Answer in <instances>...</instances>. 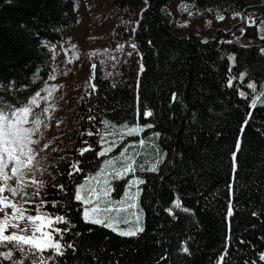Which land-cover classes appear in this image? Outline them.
<instances>
[{
    "label": "trees",
    "instance_id": "1",
    "mask_svg": "<svg viewBox=\"0 0 264 264\" xmlns=\"http://www.w3.org/2000/svg\"><path fill=\"white\" fill-rule=\"evenodd\" d=\"M110 1L125 15L138 12L130 32L136 69L96 70L89 80L95 90L87 84L75 101L72 124L64 133V155L44 164V210L74 225L63 242L75 250L67 249L58 264H221L222 256L223 264H264V104L251 107L264 92L259 25L264 1L192 0L207 13L243 14L206 39L172 31L168 4L177 0ZM249 16L256 25L246 23ZM77 20L74 0H0V99L22 104L44 88L53 72L51 46L62 41L60 29ZM241 73L246 74L243 80ZM252 82L256 92L247 88ZM145 110L153 115L144 117ZM103 121L153 125L123 140L108 137L126 145L135 158V173L113 180L115 189L123 191L131 176L144 181L139 185L144 231L134 237L85 223L84 205L73 196L79 183L120 151L117 147L108 156L97 155L107 146L100 142L106 131ZM89 131L95 134L86 135ZM83 147L92 150L81 156ZM76 161L82 171L70 177ZM153 165L155 172L148 170ZM61 184L63 191L53 186ZM177 200L180 208L174 207Z\"/></svg>",
    "mask_w": 264,
    "mask_h": 264
},
{
    "label": "snow or ice",
    "instance_id": "2",
    "mask_svg": "<svg viewBox=\"0 0 264 264\" xmlns=\"http://www.w3.org/2000/svg\"><path fill=\"white\" fill-rule=\"evenodd\" d=\"M188 7V5H181V11H187ZM242 15L240 12L234 13L235 17ZM217 19L223 21L225 17L221 14ZM246 23L249 26H254L257 24V20L249 16ZM259 25L260 38L264 40V19H260ZM243 30L242 27L241 32ZM227 42L232 43V41ZM131 47L135 49L136 45L133 44ZM72 49L76 53L75 45L72 46ZM122 49L123 45L118 46V50ZM260 51L264 54V48H261ZM92 55H97V53H92ZM76 58H79L78 54ZM229 59L235 61V57H229ZM92 69L95 71V64L92 65ZM143 70V65H140L139 71L143 72ZM245 75V73L239 74V79L243 80ZM49 79H55V75L50 74ZM91 79L94 77H91L90 81ZM228 86H232L231 78ZM88 87L95 90V85L91 82L88 83ZM247 88L253 92L257 91L254 82L248 83ZM56 90L57 86H48L42 89L47 92L46 96H42L41 91H36L22 104L0 99V212L3 213V216H0V258L10 261L11 264H26V262H30V264H58L57 258L63 257L67 249L75 250L72 243L63 242L64 234L70 231L74 225L65 216L49 214L44 210L48 202L41 196L47 182L36 178L37 173L43 174L41 171L43 166L40 163L43 157L40 153L48 145L45 144L42 148L36 146L41 144V128L47 127L45 121L50 119L48 116L50 109L43 108L41 113H36L34 109L40 107L42 101L48 102ZM240 95L243 97L245 93L241 92ZM258 103L264 104V92L252 100L251 107L255 108ZM143 115L151 117L153 113L145 110ZM248 115L250 118L251 113ZM89 119L93 120L95 117L90 116ZM247 122L246 119L244 124ZM103 125L106 131L100 135V142L107 146L97 153L101 157L108 156L115 148L119 147L115 138L111 141L108 140L109 136H119L123 140L125 136L139 135L145 131V127L153 126L152 124L141 126L138 123H135L134 126L128 124L116 126L108 121H103ZM94 134L91 131L86 133L88 136ZM84 143L88 142L84 141ZM144 143V140L139 141L141 147L144 146ZM91 150L90 147H83L79 150V155L83 156ZM239 150L240 143L238 141L232 154L233 171L236 166V152ZM160 162L157 161V164ZM134 165V155H128V147H125L118 156L104 161L103 167L95 176L76 187L73 196L75 201L84 205L82 218L85 223L101 225L123 237H134L144 231L140 222L141 212L137 211L138 197L141 191L139 185L144 181L139 178L128 181L123 197L118 201L111 198V193L114 190L111 181L125 179L128 174H134L136 171ZM70 169L71 171L68 173L70 177L82 171L79 161L72 163ZM148 170L155 172L157 167L153 165ZM12 181L15 183H11ZM53 186L59 188L60 191L64 190L62 184ZM29 188L32 189L31 192L28 191ZM134 188L135 191H133ZM37 200L38 202L34 203ZM58 206L57 203L52 202V207ZM174 207H181L179 200L174 203ZM30 209L34 211V214H29ZM183 210L188 211V209ZM232 214V207L229 205L227 215L231 216ZM133 217L134 220L131 219ZM22 224L24 227H21ZM60 224L65 227H58ZM120 224H126L129 227L127 230L120 229ZM183 251L188 252V249L185 247ZM45 253L48 255L46 256ZM14 254H17L16 259H13ZM260 259L264 260V255ZM223 260L224 257H220L221 264H223Z\"/></svg>",
    "mask_w": 264,
    "mask_h": 264
},
{
    "label": "rangeland",
    "instance_id": "3",
    "mask_svg": "<svg viewBox=\"0 0 264 264\" xmlns=\"http://www.w3.org/2000/svg\"><path fill=\"white\" fill-rule=\"evenodd\" d=\"M257 1L264 0H249V2ZM74 2L78 13L76 24L69 28H61L62 41L53 43L51 46L54 56L52 74L55 75V79H48L44 88L55 85L57 90L48 102L42 101L40 107L34 109L36 113H41L43 108L50 109L48 113L50 119L45 121L47 127L41 128V144L36 146L42 148L43 145H48L40 153L43 157L40 160L43 173L45 163L52 162L55 157L64 155L62 148L65 140L64 133L72 124L75 101L86 88L90 78L94 77L96 70L98 68L103 69L109 74L120 71L122 67L136 69L134 61L136 58L133 57L131 47L134 42L130 32L137 19L138 12L132 11L129 15H125L116 9L110 0H74ZM181 5H188V10L181 11ZM168 6L171 18L170 25L172 31L176 34L197 35L206 39L214 35L217 29L226 30L230 28L238 19L234 14L201 11L195 7L192 0H177L169 3ZM221 14L225 17L223 21L217 19L218 15ZM73 45L76 46V53L73 52ZM120 45H123L122 50H118ZM92 53H97V55H92ZM77 54L78 59L76 58ZM93 64L96 65L95 71L92 69ZM40 91L42 96L47 95V92ZM125 147L126 145H119L120 151H115L114 155L109 158L118 156ZM128 155H130L129 152ZM103 163L100 168L103 167ZM97 173L85 178L78 185L83 184ZM42 175L37 173L36 178L40 180ZM136 178L138 176H131L128 181ZM112 181L111 185L114 190L111 193V198L118 201L127 190L128 181L125 182L121 192L118 188L115 189ZM11 183L15 182L12 181ZM31 190V188L28 189L29 192ZM135 190L134 188L133 191ZM141 210L138 197L137 211L141 212L140 222L143 226L144 214ZM131 219L134 220V217ZM128 227L129 225L126 224L119 225V228L124 230H127ZM16 258L17 254H14L13 259ZM0 263L11 264L10 261L3 258H0ZM26 264L30 263L26 262Z\"/></svg>",
    "mask_w": 264,
    "mask_h": 264
}]
</instances>
